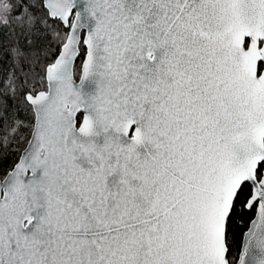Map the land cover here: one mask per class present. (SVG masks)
Listing matches in <instances>:
<instances>
[{
  "label": "snow or ice",
  "instance_id": "1",
  "mask_svg": "<svg viewBox=\"0 0 264 264\" xmlns=\"http://www.w3.org/2000/svg\"><path fill=\"white\" fill-rule=\"evenodd\" d=\"M0 264H264V0H0Z\"/></svg>",
  "mask_w": 264,
  "mask_h": 264
}]
</instances>
